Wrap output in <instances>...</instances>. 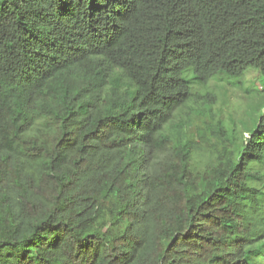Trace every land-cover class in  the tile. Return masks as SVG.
I'll return each mask as SVG.
<instances>
[{
  "label": "trees",
  "instance_id": "16d2710c",
  "mask_svg": "<svg viewBox=\"0 0 264 264\" xmlns=\"http://www.w3.org/2000/svg\"><path fill=\"white\" fill-rule=\"evenodd\" d=\"M249 68L264 0H0V264H264Z\"/></svg>",
  "mask_w": 264,
  "mask_h": 264
},
{
  "label": "rangeland",
  "instance_id": "374dc122",
  "mask_svg": "<svg viewBox=\"0 0 264 264\" xmlns=\"http://www.w3.org/2000/svg\"><path fill=\"white\" fill-rule=\"evenodd\" d=\"M244 76L243 85L235 83L234 78L220 75L215 76L207 85L210 94L216 96L213 112L216 115L220 113L225 125L230 128L234 127L230 124L234 120L238 132L246 131L247 125L250 126L254 118L253 112L261 113L264 104V96L259 93L263 85V78L259 70L249 68ZM188 80L193 88L196 85L194 75L190 74ZM186 112L187 118L191 116V118H195L196 124H201L200 117L188 109Z\"/></svg>",
  "mask_w": 264,
  "mask_h": 264
}]
</instances>
